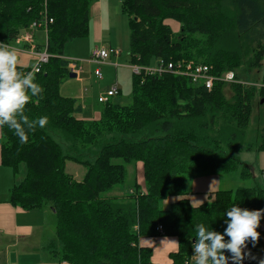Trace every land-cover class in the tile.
I'll return each instance as SVG.
<instances>
[{"label": "trees", "instance_id": "16d2710c", "mask_svg": "<svg viewBox=\"0 0 264 264\" xmlns=\"http://www.w3.org/2000/svg\"><path fill=\"white\" fill-rule=\"evenodd\" d=\"M92 2L0 0V43L11 45L31 23L52 20L46 41L51 57L35 74L43 92L25 108L30 120L46 116L47 124L29 131L23 144L7 126L0 129V163L16 179L8 203L25 211L53 212L52 254L58 263L151 264L152 251L140 247L139 239L172 237L178 248L168 258L185 264L197 224L223 233L232 206L264 209V189L258 185L215 191L198 206L186 198L187 184L201 174L239 172L243 180L253 179L237 154L264 152V129L257 145L243 144L252 99L258 96L264 105V90L231 85L227 99L222 83L207 91L170 72L145 77L142 83L133 75L130 105L108 102L99 120L78 119L77 100L60 94L69 75L63 51L65 44L89 35ZM119 2L128 21L130 64L192 61L211 66L214 75L233 71L237 78L249 79L264 57V0ZM67 162L85 169L80 181L66 173ZM136 163L142 164L143 188L134 182L125 194L110 195L124 185L126 167L135 174ZM257 231V246L249 244L247 250L261 258V228Z\"/></svg>", "mask_w": 264, "mask_h": 264}, {"label": "crops", "instance_id": "0c3cea01", "mask_svg": "<svg viewBox=\"0 0 264 264\" xmlns=\"http://www.w3.org/2000/svg\"><path fill=\"white\" fill-rule=\"evenodd\" d=\"M119 1L120 0H93L89 8V35L84 41H81L82 43H77L78 46L81 45V49H84L81 55L76 56L78 60L85 61L90 58L92 50L98 46L104 49H117L114 46L115 44H118L114 35V29L115 25H117L120 20L119 16L123 15L121 14ZM34 32V44L37 47L42 48L44 37L46 39L45 32L41 29H37ZM37 37L39 39L41 38V41L39 40L38 43L35 41ZM12 47L16 48L18 51L19 68L30 70L37 59L30 54L27 46H20V49L15 46ZM63 58L67 60L65 56H63ZM120 58V56H113L110 58L109 63L104 64V66L108 65L114 68L115 71L118 69H127L132 73L130 68L132 64L129 63V58H126V64L118 63L117 60ZM112 59H114L115 62H112ZM84 64L92 65L96 68L99 67L88 61L83 62L82 74L79 79L75 78V83L72 85L74 94L71 95H74L72 98L77 100L81 107V111L77 118L84 121H97L100 118V110L104 105L98 103L97 100V103L101 105V108L98 107V109H95L92 114H90L89 110H86L88 105L82 104V102H89V99L85 97L82 90V87L84 88L87 86L88 81L90 80V73L86 72V68L83 67ZM112 64H117L118 66L115 67ZM101 79L98 81H101ZM115 81L116 83L113 84L118 83V76ZM110 85H112V83H110L105 90H100L97 93V97L104 94L105 91L110 88ZM61 91L62 87L60 88V92ZM66 91H68V89ZM121 91L122 90L119 88V94L116 97L121 95ZM114 98L115 97L111 98L109 102H112ZM243 164L251 168L253 179L244 180L248 182V185L238 186V188H248L258 185L264 189V152L253 153L252 157ZM139 170H141L142 174V164L137 163L135 174H139ZM238 173L239 172H236L234 179L229 177L230 179L228 180H231L229 181V184H221V181L224 178V175L221 174L208 173L194 177L191 181L190 193L186 198L193 206L204 204L211 200V194L215 191L233 190V188L228 189L227 187H233L231 183L236 185L237 182L243 180ZM19 179L20 178L17 180ZM14 183H16V179H14L10 169L3 167L0 163V264H59L54 254H52V252H54L53 249L55 248L54 245L56 241L52 221L53 212L49 208L25 211L9 204V190ZM118 192L119 191H117V193ZM198 201H201L202 203H199ZM36 211H40L41 213L37 215V213H35ZM260 228L262 232L261 258H264V218L261 221ZM168 238L172 237L149 238L151 241H148V243L147 241H143L144 239H141V244H139L138 241L140 247L148 248L152 251L150 259L151 264H172L168 255L177 251L178 243L176 238H172L175 239L176 242L170 241L172 239ZM149 245H152V247L158 246L162 250L161 254L154 256L153 249H151Z\"/></svg>", "mask_w": 264, "mask_h": 264}, {"label": "clouds", "instance_id": "9594fccd", "mask_svg": "<svg viewBox=\"0 0 264 264\" xmlns=\"http://www.w3.org/2000/svg\"><path fill=\"white\" fill-rule=\"evenodd\" d=\"M42 92L43 88L35 82L34 72L19 69L17 49L8 43H0V129L7 126L21 144L27 143L29 131H35L37 126L44 128L47 124L46 116L30 120L25 115L26 105ZM225 215L223 233L203 223L195 226L193 264H243L245 259L264 264V258L254 256L251 250L246 251L249 244L255 248L260 240L257 229L264 218V209L249 210L234 205L226 210Z\"/></svg>", "mask_w": 264, "mask_h": 264}, {"label": "rangeland", "instance_id": "374dc122", "mask_svg": "<svg viewBox=\"0 0 264 264\" xmlns=\"http://www.w3.org/2000/svg\"><path fill=\"white\" fill-rule=\"evenodd\" d=\"M119 22L117 23V25H115V29H114V35L116 37L117 40V45L115 44L114 46L120 51L121 55H120V59L117 60L118 63L120 64H126V58L128 59V36H129V30H128V26H127V18L124 15H120L119 16ZM41 41V38L39 39L37 37V39L35 40L36 43H38V41ZM84 39H78L77 41L74 40L68 44H65L66 46L64 47V51H63V56H65V58L67 60H71V61H77L78 58L76 56L81 55L82 52L84 51V49H81V45H77V43H82L81 41H84ZM46 39L44 37V42H42V45H44ZM86 43V42H84ZM101 44V43H99ZM85 45V44H84ZM19 46H24L19 45ZM28 48V46H27ZM95 48H102V47H95ZM94 48V49H95ZM93 49V50H94ZM92 50V51H93ZM77 58V59H76ZM91 58V57H90ZM90 58H88L85 61H80V62H87ZM112 62H115L114 59H112ZM86 65V66H85ZM155 65V64H154ZM84 68H86V72L90 73V80L88 81V85L85 86V91L84 88L82 87L83 93L85 95V97H87V99H89L88 101L90 102H82V104H87L88 108L86 110H89L90 114H92V112L95 109L101 108V105H99L97 103V93L101 90H105L106 87L112 83H116V77L118 76V83L117 86L118 88H120L121 91V95L118 97H115L113 99V103L118 104L120 106H127L130 105L131 103V91H132V78L133 75L132 73H130L129 70L127 69H118L117 71H115L114 68L108 66V65H101V67L99 69V71H101V75H102V79L101 81H98L95 77H93L94 75V70H96V67H93L92 65H88V64H84L83 65ZM258 76V69H256L255 71H253L251 73V78L253 79V81H256V77ZM73 83H75V79H68L65 78V80H63L62 82V91L60 92V94L64 97H70L72 98L74 95V89H73ZM120 84V85H119ZM123 84V85H122ZM77 85V84H76ZM110 85V87L112 86ZM60 87V88H61ZM75 88V87H74ZM68 89V91H66ZM67 92V93H66ZM231 91L229 90V88H225V96L227 99H230V97L232 96V93H230ZM260 102V98L258 96H255L252 99L251 102V116H250V121L249 124L247 126V128L245 129L244 133V140H243V144L244 145H257L260 141V136H261V131L264 129V105L259 104ZM90 104V105H89ZM253 153H255V151H242L239 154H237V158L238 160L243 164L246 163V161L248 159H250L253 155ZM137 165V163H136ZM21 174L24 173V166H22L21 168ZM65 171L67 174L73 176L77 181H80L85 173V169L80 166L77 165L73 162H67L66 166H65ZM126 171H127V176L125 177V183L124 185H122L121 187L116 188L112 193H110V195H115V196H121L123 195V193L125 194L126 190L131 187L133 185L134 182H137L139 184L140 189L143 188L144 184H143V179H142V174H141V170H139V174H134L132 171L131 167H126ZM224 175V174H222ZM236 175V172L234 173H229V174H225L223 180L221 181V184H229L228 180L230 179L229 177H232L231 179H234ZM233 187H227L229 188H233V190H235V188H238V186H246L248 185L247 181L242 180L241 182H237L236 185H233V183H231ZM187 186H190V184H187ZM231 186V185H230ZM226 188V187H224ZM243 188V187H240ZM117 191H119L117 193ZM163 208H165V204L162 205ZM47 209V208H46ZM35 213H37V215H39L41 212L40 211H36ZM51 217V216H49ZM51 219V218H50ZM52 221H53V225L55 221V217H52ZM144 239L143 241H151L149 238L146 237H141L139 239V244L140 240ZM160 239V238H159ZM168 239H172V238H168ZM170 241H174L176 242L175 239H172ZM56 242V241H55ZM151 244V243H149ZM151 249H153V255H160L161 254V249L157 246V247H152V245H149ZM155 248V249H154Z\"/></svg>", "mask_w": 264, "mask_h": 264}, {"label": "built area", "instance_id": "2783aa9c", "mask_svg": "<svg viewBox=\"0 0 264 264\" xmlns=\"http://www.w3.org/2000/svg\"><path fill=\"white\" fill-rule=\"evenodd\" d=\"M52 24V20L48 18H44L42 22H33L31 23L24 31L14 40L11 46L18 47L19 45L28 46V51L31 55L35 57L36 62L33 67L28 71H33L34 74H37L41 71V67L46 65L50 59V54L47 52V45L45 41V45L42 48L37 47L34 44L33 33L37 29H41L45 32L47 39L48 26ZM120 51L117 49H104V48H95L91 52V58L88 62H91L97 66L108 64L111 57H119ZM67 61V72L74 74L76 79H79L83 68L82 63L80 61ZM117 67V64H112ZM131 72L134 76L139 77L141 83L143 79L148 76H160L162 73L170 72L173 75L180 76L188 79V81L196 86H202L207 90H211L216 83H222L227 88L231 85H238L244 89L254 88V90H264V57L261 60L260 66L258 68V76L256 77V81L252 78H237L236 72L227 71L219 75H214L213 68L204 64H195L194 62H185L180 64H168L163 65L162 63H155L152 66H141L137 64H132L130 66ZM27 72V71H26ZM94 76L97 80L102 78L101 71L98 68L94 70ZM119 94V88L117 84H113L104 94L97 97L98 103L106 104L111 98L116 97ZM132 193V192H130ZM137 229V227H135ZM156 232L161 235L163 233L162 227L159 225L156 228ZM249 259H245L246 263ZM59 264H69L65 261ZM185 264H193L191 258L190 261H186Z\"/></svg>", "mask_w": 264, "mask_h": 264}, {"label": "water", "instance_id": "95a60500", "mask_svg": "<svg viewBox=\"0 0 264 264\" xmlns=\"http://www.w3.org/2000/svg\"><path fill=\"white\" fill-rule=\"evenodd\" d=\"M68 78H70V79H75L76 77H75L74 74L69 73ZM262 102H263V101H262ZM246 251H247V249H246Z\"/></svg>", "mask_w": 264, "mask_h": 264}, {"label": "bare ground", "instance_id": "6f19581e", "mask_svg": "<svg viewBox=\"0 0 264 264\" xmlns=\"http://www.w3.org/2000/svg\"><path fill=\"white\" fill-rule=\"evenodd\" d=\"M213 87H214V86H213ZM212 89H213V88H212ZM212 89H211V90H212ZM206 90H207V89H206ZM211 90H207V91H211Z\"/></svg>", "mask_w": 264, "mask_h": 264}]
</instances>
